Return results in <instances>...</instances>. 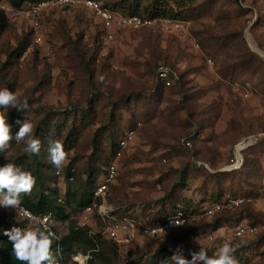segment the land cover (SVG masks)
Wrapping results in <instances>:
<instances>
[{
  "label": "rangeland",
  "instance_id": "374dc122",
  "mask_svg": "<svg viewBox=\"0 0 264 264\" xmlns=\"http://www.w3.org/2000/svg\"><path fill=\"white\" fill-rule=\"evenodd\" d=\"M2 1L5 11L0 13L7 24L0 31V87L29 97L30 106L24 112L10 109L9 119L18 114L22 121L37 123L47 115L48 122L58 123L72 121L86 109L91 114L75 147L66 150L64 166L48 170L46 186L56 187L60 195L66 188L80 192L98 152L106 148L102 128L116 130L115 140L133 132L116 160L117 178L86 224L116 244V258L106 251V260L149 264L152 254L171 241H144L136 232L132 238L110 240L104 235V209L109 218L145 224L163 203L191 200L200 208L201 198L233 191L248 202L195 221V227L218 221L224 234L213 235L208 244L213 231H198L173 253L179 247L189 258L202 245L211 256L230 239L240 255L238 264H264V0H195L186 21L120 29L110 41L88 10L48 7L40 19L41 44L34 43L24 18ZM138 1L146 3L107 0L109 5ZM161 64L172 72L170 89L156 80ZM22 148L23 142L14 143L0 154V163L19 156ZM46 164L52 166L50 158ZM69 169L76 171L72 180ZM80 213H71L70 221L79 225ZM10 219L17 221L13 212L1 209L0 224ZM68 224L52 221L59 239ZM237 224L254 228L253 234L234 238ZM75 254L61 264H79L72 259Z\"/></svg>",
  "mask_w": 264,
  "mask_h": 264
},
{
  "label": "trees",
  "instance_id": "16d2710c",
  "mask_svg": "<svg viewBox=\"0 0 264 264\" xmlns=\"http://www.w3.org/2000/svg\"><path fill=\"white\" fill-rule=\"evenodd\" d=\"M37 1L38 0H6L7 4L13 9L26 7ZM93 1H97L99 3L104 1V4L101 3L103 7L117 12L123 16H138L140 18L151 20L164 19L175 21H186L189 17V9L195 2V0H146V3L140 6L139 1L136 5H133L130 2H127L126 4L117 2L109 5L107 0ZM6 24V17L0 13V31L5 30ZM24 48H22V51H24ZM172 86L173 84L169 88H164L163 85L160 84L162 89H170ZM89 112L90 110L86 109L78 116H73L72 121H66V119H64L62 122L58 123L48 122V117L45 115L36 123V135L41 140V150L39 155H33L29 157L21 152L19 156L15 157L14 159L4 160L0 163V165H3L8 162H14L15 164L21 166L24 170L31 171L36 177V184L33 187L31 193L22 194V205L25 208L34 214H46L50 212L54 221H69L67 234L64 237L55 240L53 243V251L57 254L56 257L59 260V264L62 263L64 257H69L78 251L90 255V259L87 260V264H94V261H100L103 264H115L106 260L104 256L106 251L111 252L113 258H116L117 256L116 244L112 242L107 243L103 240L100 233H94L87 226H80L76 224L75 220L70 221L71 213L78 215L85 207L100 203V198L94 195L97 186L96 178L99 176L101 177L104 174L105 167L111 161L117 160L115 156L117 151H119L118 141L122 136L115 140L116 130H113L112 127L110 128V125L102 128L103 135H105L107 140L105 143L106 148L98 152V155L96 156V165L90 168L85 187L80 192H74L71 191L70 188H66V191L63 193V195H60L59 190L56 187L50 188L49 186H46V182L51 179L49 176H47L48 170L53 169V166L46 164L47 158H50L47 151L49 142L61 140L64 143L65 150L74 148L78 137L86 128L85 124L87 122V116L89 115V118L91 116ZM17 119L22 121L18 114H16L15 119H9L8 121L12 125V134H15V132H17L20 127V125L16 124ZM14 143H16V141L13 139L10 141V146L12 147ZM95 149L97 152V148ZM122 153L123 150L121 151V154ZM75 173V170L71 172L69 169L67 171V177L73 179L75 178ZM53 180L55 181L54 175ZM228 193L230 194L224 195L223 193L219 192L215 195L211 194L207 198H201V202H198V204L203 202L223 203L229 198L239 197L235 196L233 191ZM179 209L194 214L198 218L200 217V208L193 207L191 200H179L175 203L167 202L166 204L163 203L159 205L158 208L154 210V212H151V219H149L150 221L146 222L145 224L167 219ZM223 210L217 212L216 214L223 212ZM216 214H214L212 217H214ZM133 221L137 222L136 220ZM16 224L17 221L12 219L8 220L4 224H0V233ZM195 225L196 223L194 221L193 223H190L186 226H180L154 240L156 242L157 240H161L164 237H168L171 242L167 247H159L152 254L149 264H170L169 261H171V256L173 255V250L176 246L181 244L188 245L190 238L196 235L198 231L204 232L208 228L214 233L220 226L218 221L206 225L205 227H195ZM233 254L239 263V252L235 251ZM188 259H191V255ZM0 264H20V262L17 261L12 254L11 243L8 242V238L3 235H0Z\"/></svg>",
  "mask_w": 264,
  "mask_h": 264
},
{
  "label": "clouds",
  "instance_id": "9594fccd",
  "mask_svg": "<svg viewBox=\"0 0 264 264\" xmlns=\"http://www.w3.org/2000/svg\"><path fill=\"white\" fill-rule=\"evenodd\" d=\"M29 97L21 98L9 87H0V154H5L10 147V141L23 142L22 152L27 156L39 155L41 140L36 135L37 124L31 119L16 120L20 125L15 134H12V125L9 121L10 109L24 112L29 109ZM48 155L50 162L58 171L64 166L68 157L64 143L61 140L49 142ZM36 184V177L31 171L24 170L14 162L0 165V207L16 209L22 205V194H30ZM29 217V224L24 227L13 225L5 229L0 235L6 236L12 245V254L20 264H59L54 251L53 243L59 237L50 227V214L45 216ZM178 224L176 221H172ZM147 234L155 237V229L146 230ZM234 247L230 239L225 240L210 256L209 250L200 245L198 251L190 252L191 259L186 258L179 247L171 256V264H238L234 256ZM79 264H86L90 255L76 252L72 257Z\"/></svg>",
  "mask_w": 264,
  "mask_h": 264
},
{
  "label": "built area",
  "instance_id": "2783aa9c",
  "mask_svg": "<svg viewBox=\"0 0 264 264\" xmlns=\"http://www.w3.org/2000/svg\"><path fill=\"white\" fill-rule=\"evenodd\" d=\"M82 7L89 11L90 15H92L100 28V31L103 34L105 40L110 41L114 37V33L120 29H128V30H137L140 28L154 26L155 24H171L170 21H166L163 19H146L140 18L138 16H123L117 12L111 11L102 6L101 3L93 0H38L37 2L20 8L15 9L14 14L21 15L24 20L28 23L31 32L33 41L36 44H41L43 42L42 34H41V14L42 12L50 7V8H67L68 10ZM10 8H8L9 10ZM0 10L5 11V7L3 5V1L0 0ZM178 26V25H175ZM156 80L163 85L164 88H169L173 84V76L171 70L166 65H159L156 70ZM133 132L127 131L124 133V136L120 138L118 141V148L115 158H119L121 155V151L124 150L132 141ZM187 147L190 146L189 141L184 143ZM117 163L116 161H111L106 167L105 172L101 176L100 181L97 183L94 195L97 197L104 196V194L108 191L109 187L115 181L117 177ZM56 175H59V172H56ZM72 180V178H70ZM248 202L244 198H229L225 200L223 203H204L200 207V216L211 218L217 212H220L223 209H231L241 206L243 203ZM97 205L93 204L85 207L80 213V226H86L87 222L90 219L92 208H95ZM100 206V205H98ZM101 208V206H100ZM1 209H6L8 211L13 212L15 218L17 219L16 226L24 227L29 224V217L26 213H31L33 216H45L50 214V227L53 231L52 225V214L50 212L46 214H34L23 205L17 207L16 209L0 207V215ZM109 210L104 209L102 214L107 219L105 221L104 227V235L106 238L117 241L121 235H128V237H133L134 233H138L139 237L144 241L152 242L158 238H160L163 234L170 232L180 226H186L190 223H193L198 218L196 215L185 212L181 209L176 210L175 213L162 221L154 222L150 224H142L141 222L129 221L126 218L121 220H117L114 218L108 217ZM103 216V217H104ZM172 221H176L178 224L172 223ZM141 223V224H140ZM138 226V230L134 231V228ZM155 229L157 235L155 237H151L147 234L146 230ZM54 232V231H53ZM254 232V228H251L248 225L237 224L233 227L231 235L234 238H244L246 236L252 235ZM224 234V228L218 227L214 233H211L207 236V243H211L214 240L213 235ZM200 247V246H199ZM197 247V250H199ZM168 264V263H165Z\"/></svg>",
  "mask_w": 264,
  "mask_h": 264
},
{
  "label": "bare ground",
  "instance_id": "6f19581e",
  "mask_svg": "<svg viewBox=\"0 0 264 264\" xmlns=\"http://www.w3.org/2000/svg\"><path fill=\"white\" fill-rule=\"evenodd\" d=\"M238 158V157H237ZM235 165H238V163L237 164H235ZM237 167V166H236ZM230 168H232L231 166H230Z\"/></svg>",
  "mask_w": 264,
  "mask_h": 264
},
{
  "label": "crops",
  "instance_id": "0c3cea01",
  "mask_svg": "<svg viewBox=\"0 0 264 264\" xmlns=\"http://www.w3.org/2000/svg\"><path fill=\"white\" fill-rule=\"evenodd\" d=\"M101 178V177H100Z\"/></svg>",
  "mask_w": 264,
  "mask_h": 264
}]
</instances>
